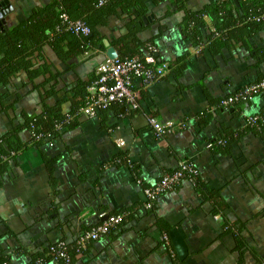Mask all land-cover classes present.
Instances as JSON below:
<instances>
[{
    "label": "crops",
    "instance_id": "0c3cea01",
    "mask_svg": "<svg viewBox=\"0 0 264 264\" xmlns=\"http://www.w3.org/2000/svg\"><path fill=\"white\" fill-rule=\"evenodd\" d=\"M9 1L8 27L49 0ZM223 3L242 15L233 0H187L182 9L166 0L142 17L137 36L145 54L169 70L154 81L132 80L136 108L122 101L93 117L77 112L53 136L18 131L22 148L0 170V264H65L52 254L63 248L67 264H264V95L221 105L264 79V21L228 40L229 30L203 11L187 27L191 36L182 31L187 11ZM125 29L121 19L102 31L113 37ZM105 51L83 54L62 79H87ZM14 98L0 101V137L40 110L35 93ZM9 103L15 109L6 112ZM149 117L171 122L170 131L158 132ZM181 161L195 171H181L145 208L143 188ZM120 212L128 215L119 225L78 244L101 213ZM36 253L45 261L34 262Z\"/></svg>",
    "mask_w": 264,
    "mask_h": 264
},
{
    "label": "trees",
    "instance_id": "16d2710c",
    "mask_svg": "<svg viewBox=\"0 0 264 264\" xmlns=\"http://www.w3.org/2000/svg\"><path fill=\"white\" fill-rule=\"evenodd\" d=\"M165 1L49 0L44 5L32 8L22 21L0 30V101L3 102L2 100L10 95L16 98L35 93L40 104L39 112L23 115L22 123L13 125L0 137V155L8 156L11 152L20 151L22 143L17 135L18 131L28 129L36 135L43 133L53 136L58 126L62 127L65 124L66 118L77 115L88 87L99 78L95 73L96 67L87 79L78 78L71 84L64 81L62 75L66 70L74 69L83 54L96 49L105 50L102 43L104 37L115 48L118 59L134 56L143 59L146 54L143 43L137 36V33L145 27L142 17H145L154 5ZM167 1L178 9L184 8L187 2V0ZM238 2L242 15L234 13L232 5L226 8V3L211 4L199 12L187 11L182 19L183 33L187 32L188 36L194 33L193 29L187 27L191 24L194 26L199 20L200 12L203 11L215 20L217 28H220L219 24H221L223 28L229 30L228 40L232 38L241 40L250 33L258 31L264 21L261 18L264 15V0H238ZM62 14H65L69 20L82 22L88 27L89 32L81 34L67 30ZM121 19L126 28L125 32L120 31L113 37L103 33L102 29L108 27L113 20ZM16 79L22 84L12 88ZM260 80L262 79L257 81ZM25 86H28V91L20 92ZM261 94L264 95V91L258 93ZM2 107L5 111L8 108L15 109L12 103L4 104ZM4 160L0 159V170L5 168L7 160ZM169 172L173 173V170ZM41 255L42 253L34 254V262L45 261ZM66 258L63 257L61 260L65 264H67L65 261H71V258Z\"/></svg>",
    "mask_w": 264,
    "mask_h": 264
},
{
    "label": "built area",
    "instance_id": "2783aa9c",
    "mask_svg": "<svg viewBox=\"0 0 264 264\" xmlns=\"http://www.w3.org/2000/svg\"><path fill=\"white\" fill-rule=\"evenodd\" d=\"M62 18L66 23L67 30L81 34L89 32L88 27L82 22L69 20L65 14H62ZM168 70L169 65L166 62L157 63L151 55H146L143 59L138 56L126 59L105 57L96 67L95 73L99 78L88 87L83 104L79 108V113L86 117H93L98 109H104L113 102L122 101H126L131 107L136 108L137 92L132 88V80L139 78L144 81H154L165 75ZM262 91H264V79L252 82L242 90L226 96L221 100V105L227 107L238 101H249ZM258 118H260L258 115L248 117L251 121ZM148 121L160 133L169 132L172 125L171 122L162 125L152 117H149ZM37 135L41 136V133H37ZM14 153L11 152L10 154ZM0 159H5V156L0 155ZM181 171L194 172L195 170L188 162L181 161L175 172L164 174L156 184L143 188L144 207L150 209L159 195L171 189L173 184L179 180ZM127 215L128 212L101 213L99 215L101 221L83 232L77 239L78 244L84 245L90 240L98 239L102 234L116 227ZM65 253L64 248L53 252L55 257H66Z\"/></svg>",
    "mask_w": 264,
    "mask_h": 264
},
{
    "label": "water",
    "instance_id": "95a60500",
    "mask_svg": "<svg viewBox=\"0 0 264 264\" xmlns=\"http://www.w3.org/2000/svg\"><path fill=\"white\" fill-rule=\"evenodd\" d=\"M233 1L235 6L238 7L237 0ZM12 9L13 6L11 5L9 0H0V30L8 28L5 16L9 11H12ZM103 44L106 47L105 54L108 58L115 59L118 57V53L116 52L115 48L109 44L108 40L103 39Z\"/></svg>",
    "mask_w": 264,
    "mask_h": 264
}]
</instances>
